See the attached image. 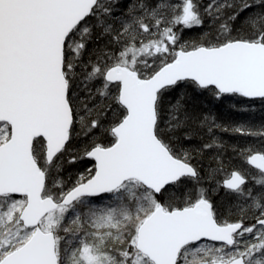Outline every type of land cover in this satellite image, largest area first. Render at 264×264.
<instances>
[{
    "label": "snow or ice",
    "instance_id": "snow-or-ice-1",
    "mask_svg": "<svg viewBox=\"0 0 264 264\" xmlns=\"http://www.w3.org/2000/svg\"><path fill=\"white\" fill-rule=\"evenodd\" d=\"M194 95L264 107V0H0V264H264V123Z\"/></svg>",
    "mask_w": 264,
    "mask_h": 264
},
{
    "label": "trees",
    "instance_id": "trees-1",
    "mask_svg": "<svg viewBox=\"0 0 264 264\" xmlns=\"http://www.w3.org/2000/svg\"><path fill=\"white\" fill-rule=\"evenodd\" d=\"M239 100V98H224L223 100H214L207 95H194L193 99L189 102V107L195 113H213L217 122H221L225 125L232 124L235 122L243 120H251L253 123H264V107L259 105V102L255 105V110L253 112L242 113L235 110L234 105ZM238 107H246V105H238ZM216 135L222 136L225 140L230 142L247 143L253 142L251 138L240 137L231 135L229 133L220 132L219 129L216 130ZM208 137L205 136L204 140H207ZM203 140H196L194 143L199 144L203 143ZM90 162H84V165H87ZM84 165L80 166V169L83 170ZM223 196V193H221ZM217 202H220V197H214Z\"/></svg>",
    "mask_w": 264,
    "mask_h": 264
}]
</instances>
